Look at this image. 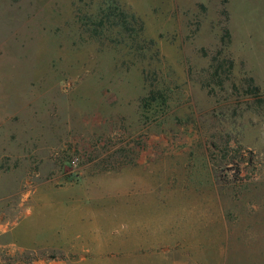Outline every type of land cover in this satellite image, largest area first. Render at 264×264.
I'll list each match as a JSON object with an SVG mask.
<instances>
[{
	"label": "rangeland",
	"instance_id": "rangeland-1",
	"mask_svg": "<svg viewBox=\"0 0 264 264\" xmlns=\"http://www.w3.org/2000/svg\"><path fill=\"white\" fill-rule=\"evenodd\" d=\"M126 186L145 264H264V0H0V264H126Z\"/></svg>",
	"mask_w": 264,
	"mask_h": 264
},
{
	"label": "crops",
	"instance_id": "crops-1",
	"mask_svg": "<svg viewBox=\"0 0 264 264\" xmlns=\"http://www.w3.org/2000/svg\"><path fill=\"white\" fill-rule=\"evenodd\" d=\"M70 186H63L60 188H68ZM139 188H135L134 186H126V191L125 189H122L120 187L112 188L109 190H103V192L106 193H111L106 195H100V196H94L93 197V202L98 203L97 201H100L102 203H118V202H123L126 204L127 207L130 209L128 210L129 213L127 212V215H130V218H128L127 223L129 225V229L127 230L126 233V240H127V253L131 254V258L127 257V263L126 264H145V261H151L152 259L150 258L149 254L146 253L147 249H157L160 247V239L162 240L163 244V253L160 252H155V254L159 257L155 258L154 261L159 259L162 261L165 260V251H164V243L167 239V236L164 231H159L160 228H158L157 225L154 226V231H153V237L151 233V229H147V225L150 223L143 218L142 215L138 212V207L137 205L141 203L142 201L140 198L142 197L138 192L141 190H138ZM126 192V194H125ZM120 198H125L121 199ZM24 218L23 216L15 222L13 225L12 229L10 230L9 233V243L14 247V243H16L18 240L20 241L21 236L24 235H30L29 234V229L32 227L30 226L31 224L29 221H23ZM158 224V223H155ZM18 228V229H17ZM103 231V230H100ZM162 233V235L160 234ZM172 236V235H170ZM173 238V237H171ZM151 240H153V244H151ZM15 249V248H14ZM144 249V250H143ZM146 249V251H145ZM16 250V249H15ZM145 252H143V251ZM17 252H26L23 248H20L16 250ZM38 250H31L29 252H35ZM163 256V257H162ZM146 257V258H144ZM159 258V259H158ZM60 261V260H59ZM50 264H59L60 262L52 260V262H49ZM17 264V263H16ZM24 264V263H20ZM48 264V263H45Z\"/></svg>",
	"mask_w": 264,
	"mask_h": 264
},
{
	"label": "trees",
	"instance_id": "trees-1",
	"mask_svg": "<svg viewBox=\"0 0 264 264\" xmlns=\"http://www.w3.org/2000/svg\"><path fill=\"white\" fill-rule=\"evenodd\" d=\"M116 11H117V13H115V12L114 13H107L105 15L107 17L109 14H117L116 16L120 17V19H121L122 22H125V20H126L125 19L126 18V13L123 10H121L118 5L116 6ZM131 18L134 19L133 16Z\"/></svg>",
	"mask_w": 264,
	"mask_h": 264
}]
</instances>
